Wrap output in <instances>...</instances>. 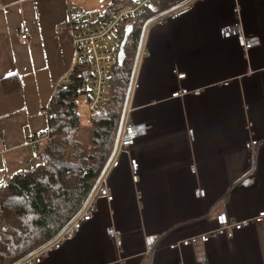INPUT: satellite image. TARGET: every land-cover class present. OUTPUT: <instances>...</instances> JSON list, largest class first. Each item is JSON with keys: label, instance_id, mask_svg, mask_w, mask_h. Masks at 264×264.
Instances as JSON below:
<instances>
[{"label": "crops", "instance_id": "crops-1", "mask_svg": "<svg viewBox=\"0 0 264 264\" xmlns=\"http://www.w3.org/2000/svg\"><path fill=\"white\" fill-rule=\"evenodd\" d=\"M110 3L0 0V185L39 162L27 163L26 140L46 130L55 85L73 67L74 41L65 25L71 12L103 15ZM237 3L245 34L262 41L248 54L233 33H224L237 20ZM146 34L150 54L138 64L139 86L130 99L133 119L151 125L131 149L138 179L122 156L109 172L113 200L101 197L92 219L42 264H264V222L232 240L182 252L168 247L207 230L223 211L243 219L264 209V0H197L175 20L155 19ZM175 68L186 78L180 81ZM227 78L233 80L223 85ZM180 84L204 89L172 97ZM248 119L260 140L255 153L245 148ZM198 186L204 197L195 195ZM112 224L123 232L122 260L107 232ZM148 235L159 237L150 257L143 255Z\"/></svg>", "mask_w": 264, "mask_h": 264}, {"label": "trees", "instance_id": "trees-1", "mask_svg": "<svg viewBox=\"0 0 264 264\" xmlns=\"http://www.w3.org/2000/svg\"><path fill=\"white\" fill-rule=\"evenodd\" d=\"M184 1L160 0L119 28L117 53L126 26L132 31L123 63L116 58L111 67L107 100L99 114L89 111L94 75L90 60L72 67V83L61 80L55 85L48 109L54 131L41 148L39 162L0 185V264H16L53 241L81 211L112 155L143 27ZM133 4L135 0H111L102 19ZM83 102L86 117L80 111Z\"/></svg>", "mask_w": 264, "mask_h": 264}, {"label": "built area", "instance_id": "built-area-1", "mask_svg": "<svg viewBox=\"0 0 264 264\" xmlns=\"http://www.w3.org/2000/svg\"><path fill=\"white\" fill-rule=\"evenodd\" d=\"M158 1L160 0H135V4L126 5L123 8L114 11L104 19H102L101 14L82 8H77L71 12L67 24L65 25L71 30L74 41L75 59L73 66L90 60L93 69L94 75L90 84V96L92 100L89 104V111L92 114H99L102 107L106 103L110 71L117 58L115 47L99 48L98 44L105 41L113 34H117V31L124 22L130 21L140 14H143L146 9L152 8ZM196 1L197 0H190L187 3L177 5L162 14L158 19L175 20L183 15H186L191 11L193 3ZM233 11L237 16V20L229 27V29H225L224 33L226 35L228 33H233L238 38L245 54H248L249 50L253 47L261 45V38L259 36H247L245 34L239 3L235 5ZM21 33L24 38L28 36L25 30H22ZM149 54L150 52L147 47V34H145L139 57V64L142 63L144 57ZM173 71L180 81L185 79L187 76L186 72L180 71L176 68ZM250 73H253V70H250ZM61 80L72 83L69 73L65 74ZM232 80L233 78H227L221 81V83L223 85H229ZM138 86L139 79L138 74H136L131 93L132 96ZM203 89L204 88L201 87L189 89L180 84L179 88L174 91L171 96L183 98L187 94L200 95L203 92ZM134 110L135 106H133L131 101L126 112L119 143L112 159L111 166H109L106 170L84 210L62 232H60L53 241L46 244L39 251L17 264H42L45 257H48L54 251L61 249L65 242L73 239L75 235L79 233L84 223L92 219L94 212L97 210L98 201L101 197L106 198L109 202L113 200L114 196L109 183V172L112 167L119 165L122 156H129L131 170L134 174L133 177L138 179L137 172L139 169V162L136 158L131 156V149L139 137L144 136L149 132L151 125L145 122H136L132 116ZM48 123L49 124L46 130L33 134L26 140V144L31 146V154L27 161L28 164L31 163L33 158L39 155L44 142L52 137L54 126L50 121V116ZM252 126L253 124L251 120L248 119L247 128L249 131V137L245 142V148L248 151L255 153L260 145V140L254 136ZM188 135L190 140L193 141L195 138L193 128H188ZM190 169L194 174L197 173L195 163L190 166ZM194 193L197 197H204L206 195V190L205 188L198 186ZM263 222L264 209L259 210L257 213L243 219L234 217L231 212L226 210L217 214L215 224L207 230L189 235L188 237L179 238L170 243L168 247L170 249L177 250L178 252H182V250L187 246H192L198 243L205 244L214 239L226 238L228 240H232L238 232L244 230L252 224ZM107 232L115 243L119 259H124L122 256L124 246L123 232L117 229L113 224L107 228ZM158 240L159 237L156 235L146 236L143 255L150 257L158 244Z\"/></svg>", "mask_w": 264, "mask_h": 264}, {"label": "water", "instance_id": "water-1", "mask_svg": "<svg viewBox=\"0 0 264 264\" xmlns=\"http://www.w3.org/2000/svg\"><path fill=\"white\" fill-rule=\"evenodd\" d=\"M190 0H186L184 1L183 3H187L189 2ZM182 3V4H183ZM169 11V10H168ZM167 12V11H166ZM166 12H163L161 14H159L158 16H156L154 18L157 19L159 18L162 14L166 13ZM153 19L149 20L143 27V30H142V34H141V37H140V41H139V45H138V49H137V53H136V56H135V60H134V66H133V70H132V74H131V79H130V84H129V87H128V91H127V95H126V98H125V102H124V106H123V110H122V115H121V120H120V124H119V129H118V133H117V137H116V142H115V146H114V149H113V152H112V155L106 165V167L104 168L103 172L101 173V175L99 176L98 178V181L96 183V185L94 186L93 190L91 191L85 205L83 206V208L81 209V211L60 231L62 232L85 208L86 204L88 203L91 195L94 193V191L96 190L98 184L100 183V180L102 179V177L104 176L106 170L108 169L113 157H114V154L116 152V149H117V146H118V143H119V139H120V135H121V132H122V127H123V123H124V119H125V116H126V112H127V109H128V106H129V103H130V99H131V93H132V88H133V83H134V79H135V76H136V73H137V68H138V64H139V57H140V52H141V49H142V44H143V41H144V38H145V34L147 32V28L149 26V24H151L153 21ZM132 31V27L127 25L126 28H125V35H124V39L121 43V46L119 48V51H118V55H117V58H118V62L119 64L121 65L125 59V44L128 40V37L130 35ZM59 232V233H60ZM58 236V235H57ZM56 236V237H57ZM55 237V238H56ZM50 243V242H49ZM46 245V244H45ZM44 245V246H45ZM42 246V247H44ZM42 247L38 248L37 250L31 252L29 255H27L26 257L22 258L19 262L23 261L24 259H26L27 257L33 255L34 253H36L37 251H39ZM17 262V263H19ZM16 263V264H17Z\"/></svg>", "mask_w": 264, "mask_h": 264}, {"label": "rangeland", "instance_id": "rangeland-1", "mask_svg": "<svg viewBox=\"0 0 264 264\" xmlns=\"http://www.w3.org/2000/svg\"><path fill=\"white\" fill-rule=\"evenodd\" d=\"M117 38H118L117 37V34H113L112 36H110L105 41L99 43L98 44V47L99 48H103V47H115L116 46V43H117ZM80 111H81V113H82L83 116L86 117L88 115V109H87V106H86V104L84 102H83V107L81 108ZM36 157H38V156H36Z\"/></svg>", "mask_w": 264, "mask_h": 264}, {"label": "bare ground", "instance_id": "bare-ground-1", "mask_svg": "<svg viewBox=\"0 0 264 264\" xmlns=\"http://www.w3.org/2000/svg\"><path fill=\"white\" fill-rule=\"evenodd\" d=\"M76 236V235H75Z\"/></svg>", "mask_w": 264, "mask_h": 264}]
</instances>
